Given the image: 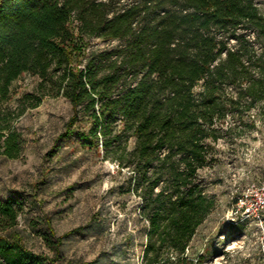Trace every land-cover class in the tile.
I'll list each match as a JSON object with an SVG mask.
<instances>
[{
	"label": "trees",
	"instance_id": "obj_1",
	"mask_svg": "<svg viewBox=\"0 0 264 264\" xmlns=\"http://www.w3.org/2000/svg\"><path fill=\"white\" fill-rule=\"evenodd\" d=\"M23 74L37 83L10 106ZM46 96L72 108L51 153L76 133L127 172L146 223L142 264L189 263L216 206L200 172L219 140L245 136L264 115V16L257 0H0V155L20 156L14 123ZM24 201L18 191L0 199L2 230L16 226ZM83 229L55 237L48 228L44 240L58 254ZM51 263L0 235V264Z\"/></svg>",
	"mask_w": 264,
	"mask_h": 264
},
{
	"label": "rangeland",
	"instance_id": "obj_2",
	"mask_svg": "<svg viewBox=\"0 0 264 264\" xmlns=\"http://www.w3.org/2000/svg\"><path fill=\"white\" fill-rule=\"evenodd\" d=\"M257 6L264 16V0ZM106 45L91 40L92 48ZM36 83L37 77L23 74L13 84L9 105ZM71 114L68 99L46 96L14 123L23 148L17 158L0 155V199L18 191L25 201L16 226L0 228V235L16 234L27 248L53 259L51 264L98 257L99 264H142L146 223L139 199L127 191V172L101 149L81 144L76 133L50 152ZM257 114L251 111L255 119ZM215 149L216 161L200 174L216 206L196 230L186 264H264V210L258 217L253 213L264 191V115L245 136L221 139ZM78 227L83 231L62 238L58 254L48 248V228L62 237Z\"/></svg>",
	"mask_w": 264,
	"mask_h": 264
},
{
	"label": "built area",
	"instance_id": "obj_3",
	"mask_svg": "<svg viewBox=\"0 0 264 264\" xmlns=\"http://www.w3.org/2000/svg\"><path fill=\"white\" fill-rule=\"evenodd\" d=\"M264 210V191L256 199L253 213L258 217L259 213Z\"/></svg>",
	"mask_w": 264,
	"mask_h": 264
}]
</instances>
